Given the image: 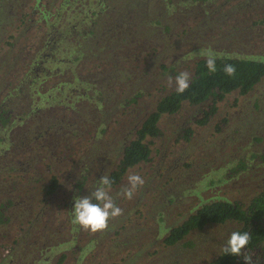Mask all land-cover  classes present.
<instances>
[{"label":"rangeland","instance_id":"374dc122","mask_svg":"<svg viewBox=\"0 0 264 264\" xmlns=\"http://www.w3.org/2000/svg\"><path fill=\"white\" fill-rule=\"evenodd\" d=\"M16 2L20 8L0 27V101L23 79L20 68L37 55L36 43L43 44L24 40L37 33L39 13L24 32L15 29L21 11L31 14L34 6ZM56 6L48 8L57 12V35L74 33L59 45L50 92L58 120L74 124L37 147L23 148L18 136L9 137L15 126L0 130V204L6 203L0 264H57L61 258L60 264H210L234 223L193 232L168 248L162 240L201 205L247 203L264 189V78L246 95H227L205 126L194 125L200 110L187 103L162 116L150 161L110 189L123 214L107 229L84 230L72 223L71 211L74 198L91 194L145 116L175 90V76L187 71L192 79L202 50L264 61V0H56ZM237 165L244 167L234 174ZM133 173L145 183L128 199L121 190ZM52 175L59 179L57 192L43 200ZM258 252L264 264V248Z\"/></svg>","mask_w":264,"mask_h":264},{"label":"trees","instance_id":"16d2710c","mask_svg":"<svg viewBox=\"0 0 264 264\" xmlns=\"http://www.w3.org/2000/svg\"><path fill=\"white\" fill-rule=\"evenodd\" d=\"M261 22L264 23V18ZM226 64L235 67L234 75L228 76L223 71ZM216 68L215 72H209L205 58L198 60L189 88L183 94L173 90L157 102L155 108L136 128L133 138L122 148L115 168L108 174L111 188L121 182L128 170L150 161L154 140L161 135L159 121L162 116L178 113L183 104L187 103L200 110L198 117L194 116L193 123L205 126L217 114L218 104L227 95L233 92L246 95L264 78V61L221 55L217 56ZM98 95L101 96L102 93L98 92ZM215 130L220 131L218 126ZM189 134V130H184L183 137L187 138ZM243 167L237 165L232 171L236 174V170ZM46 187V194H52L57 187V180L53 178ZM254 195L247 203L218 200L204 204L180 224L172 227L164 237L163 245L175 246L192 232L201 231L208 225L231 222L237 226L234 231L249 232L252 238L245 251L253 257L254 264H259V260L263 258L258 251L264 248V189ZM62 260L63 258L57 264ZM210 264H244V261L242 257L225 255L221 250Z\"/></svg>","mask_w":264,"mask_h":264},{"label":"flooded vegetation","instance_id":"af4514ba","mask_svg":"<svg viewBox=\"0 0 264 264\" xmlns=\"http://www.w3.org/2000/svg\"><path fill=\"white\" fill-rule=\"evenodd\" d=\"M20 1L22 3H25V5L31 2H34V6H33V11L31 14H29V11L22 8L23 10L21 12L23 14L21 13L22 15L20 16V19L17 22V26L15 29L23 30L24 32L26 30V24L28 23V21L30 20L31 22H33V19H30V18L39 13L37 17L39 24L36 27V29H33L34 31H37V33H35L33 37L24 38V40L33 41L35 43L41 41L43 44H41L40 47H37V43H36V48L34 49V52L37 51L36 52L37 55L34 54V57L33 55H30V62L24 63L23 68H20L22 71L21 75L23 79H21V82H19L18 80L17 81L18 85L12 90H10L6 96L4 95L2 97V100L0 101V130L4 131L11 125L15 126L16 130H14L12 135L9 137L18 136L19 138L18 140L22 142L23 144L22 147L24 148L28 145H33L34 147H37L38 143L42 141L43 138L46 141L51 140V142L52 141L54 142L55 138L58 137L56 135L59 132H61L64 127L65 128L73 127L72 126L74 124L73 120L63 118V119H60V121H58L57 106H56L57 100L53 99V95H52V92H50V90L56 84V81H53V78L57 77V74H56L57 68H58L57 58H58V54L61 53L59 49V45L62 44L63 42H66L65 41L66 36L72 37L74 32L72 30L71 33L66 34V35H63V34L57 35V28H58V25L56 23L57 12L52 13L50 9L48 8V7H51L56 10L57 8L56 0H20ZM67 2L68 1H66L65 4H67ZM16 4H18L19 6L17 7ZM35 4H37V6L39 7V11L35 8ZM42 5L44 9L41 8ZM15 8H18V9L20 8V3L19 2L17 3L16 0H0V27L8 23L7 21L9 19V15H10L9 13ZM69 12L71 13V9H69ZM75 25L77 27H80L83 25V23H79L75 21ZM72 27H73V24L71 22L70 26L68 27V30L71 29ZM14 39L18 40L19 44L22 45V35H18L14 37ZM6 44L8 45V43ZM28 52L31 53L32 50H28ZM52 66H55V67L51 68ZM49 82L51 83L50 85H49ZM81 82L82 81L77 80L78 84H81ZM98 84L99 83L95 81V86H97ZM65 85L69 86L68 83L66 84L62 83L63 87H66ZM88 95L89 93L87 94V96ZM74 97L76 98L77 96H74ZM58 126H60V128H58ZM31 127H35V128H31ZM8 142L10 145L11 141L9 140ZM120 155H121V152H120ZM120 155L118 157V160L120 158ZM114 168H112L109 172H107L106 175H108ZM52 170L53 168L52 169L49 168L48 173L50 174ZM2 173L8 174V172H2ZM103 175L104 174H102L101 177H103ZM53 178L57 180V187L52 194L47 195L45 188H47L46 186L50 184V181ZM82 178L85 180L84 176ZM58 186H59L58 177L56 175L50 176L47 183L42 187L41 193H43V197H42L43 200H45L48 197L51 198L53 194L57 192ZM81 186H82V183L80 182V184H78L76 187L77 191H80V192L82 191V189H80ZM230 202H234V201H230ZM205 204H208V203H205ZM3 205H4V208H6V203L0 204V216H1V213L3 212V209H2ZM194 212H192L191 214H193ZM187 217H185L184 219H186ZM182 221H180L178 224H180ZM178 224L171 226V228ZM216 225L218 224H211V225H208L207 227L216 226ZM162 246L165 247L163 245V240H162ZM219 252L217 253V255L219 254ZM217 255L215 256V258L217 257Z\"/></svg>","mask_w":264,"mask_h":264},{"label":"clouds","instance_id":"9594fccd","mask_svg":"<svg viewBox=\"0 0 264 264\" xmlns=\"http://www.w3.org/2000/svg\"><path fill=\"white\" fill-rule=\"evenodd\" d=\"M201 55L205 56V64L209 72H215L216 59L211 51H201ZM223 71L232 76L235 74V67L231 64H226ZM190 74L187 71H182L174 78L175 90L177 93L183 94L190 86ZM168 82L171 85L173 78L168 77ZM144 179L138 173H133L127 176L128 186L122 189V194L131 199L137 189L143 186ZM111 181L109 176H104L98 181L97 186L91 191L89 196L75 197L74 208L72 212V223L78 225L84 230L92 232L103 231L108 228L110 219L117 218L123 214V210L116 205L110 195ZM249 232L233 231L229 234L226 242L221 246L225 255H233L242 257L244 264H254L253 257L246 253L247 245L251 240Z\"/></svg>","mask_w":264,"mask_h":264}]
</instances>
